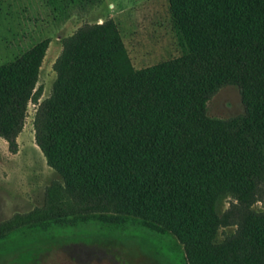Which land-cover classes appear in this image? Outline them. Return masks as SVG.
I'll list each match as a JSON object with an SVG mask.
<instances>
[{
  "label": "trees",
  "instance_id": "trees-1",
  "mask_svg": "<svg viewBox=\"0 0 264 264\" xmlns=\"http://www.w3.org/2000/svg\"><path fill=\"white\" fill-rule=\"evenodd\" d=\"M182 53L135 69L113 19L65 37L50 95L36 88L49 40L0 65V137L10 152L29 102L34 140L63 179L36 213L0 227L88 215L138 218L193 250L191 264H264V0H168ZM225 86L244 112L207 115ZM234 200L220 218L216 203ZM218 227L233 228L219 245Z\"/></svg>",
  "mask_w": 264,
  "mask_h": 264
},
{
  "label": "rangeland",
  "instance_id": "rangeland-1",
  "mask_svg": "<svg viewBox=\"0 0 264 264\" xmlns=\"http://www.w3.org/2000/svg\"><path fill=\"white\" fill-rule=\"evenodd\" d=\"M113 19L135 69L179 57L180 41L173 29L168 0H0V65L15 63L42 41L49 40L36 88L46 99L56 79L53 64L61 43L84 24ZM29 102L17 151L0 137V227L18 215L33 214L45 202V189L63 184L35 144ZM244 112L235 86L220 88L207 102V115L232 118ZM233 192L216 203L223 218ZM253 209L264 211L263 203ZM233 228L218 227L219 245ZM0 237V264H191L193 250L168 230H158L138 218L88 215L22 224Z\"/></svg>",
  "mask_w": 264,
  "mask_h": 264
}]
</instances>
